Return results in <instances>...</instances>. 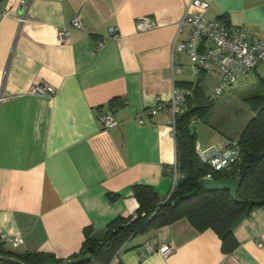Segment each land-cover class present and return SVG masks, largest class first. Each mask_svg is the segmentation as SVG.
I'll list each match as a JSON object with an SVG mask.
<instances>
[{"label":"crops","instance_id":"1","mask_svg":"<svg viewBox=\"0 0 264 264\" xmlns=\"http://www.w3.org/2000/svg\"><path fill=\"white\" fill-rule=\"evenodd\" d=\"M190 2L0 0V12L11 14H0V229L22 240L18 246L0 240L1 250L66 259L80 251L86 228L100 238L113 220L136 214L134 185L150 186L166 200L176 163L172 89L197 82L200 73L173 55L175 43L188 37L177 36V29ZM26 8L30 18L21 25L16 18ZM77 14L83 29L60 43L58 28ZM206 15L245 27L251 40L264 42V0H213ZM142 17L155 28L138 32ZM112 27L117 38L110 36ZM204 75L216 87L217 73ZM37 84L51 85L56 94L31 95ZM236 85L244 97L264 92V66ZM160 102L163 110L150 115ZM103 113L118 125L104 129ZM238 136L214 131L207 141L197 135V145L223 147ZM233 235L238 246L224 254L213 230L199 232L183 218L128 241L110 264H264V208L244 218ZM148 244L173 252L150 253Z\"/></svg>","mask_w":264,"mask_h":264},{"label":"trees","instance_id":"2","mask_svg":"<svg viewBox=\"0 0 264 264\" xmlns=\"http://www.w3.org/2000/svg\"><path fill=\"white\" fill-rule=\"evenodd\" d=\"M203 76L200 72L195 83H176L179 88L191 90L193 95L188 100L189 110L176 119L174 137L179 179L170 200L160 202L152 187L134 185L133 197L139 205L136 214L116 218L107 225L100 238L93 236L91 227L86 228L85 240L78 253L66 259L47 252L17 256L1 250L0 244V264H110L128 241L183 218L199 232L213 230L222 242V252L232 253L238 246L233 235L235 227L254 210L264 208V157L258 158L264 153V92L243 97L242 101L253 116L238 136L241 160L231 170L211 172L197 157V134L192 124L194 118L211 123L215 112L216 99L210 101L202 90ZM208 173L215 179L243 177L237 200L226 190H205L202 180Z\"/></svg>","mask_w":264,"mask_h":264},{"label":"built area","instance_id":"3","mask_svg":"<svg viewBox=\"0 0 264 264\" xmlns=\"http://www.w3.org/2000/svg\"><path fill=\"white\" fill-rule=\"evenodd\" d=\"M213 0H191L186 8L185 14L179 21L177 36L187 34L186 40L175 43L173 55H182L187 59L195 74L203 72L207 75L217 73L218 83L213 89L209 100H215L226 91L232 89L241 79L246 78L255 72L259 66H264V42L250 39L245 27H237L226 24L219 19H209L207 12ZM25 3V2H23ZM5 17L11 14L7 11L0 12ZM30 14L26 8L25 14L16 18L21 25L29 21ZM138 32H148L155 28V24L149 17H142L136 20ZM83 29L82 15L77 14L70 26L58 28L57 37L60 43H66L72 30ZM112 38H117L119 30L112 27L109 30ZM104 46V41L97 42L96 50L100 51ZM176 71L182 72V67L178 66ZM30 94L34 96L55 95L56 90L49 84L34 85ZM191 90L174 86L172 97L169 101V109L172 113V130L175 136L176 119L178 116L189 110L188 100L192 97ZM195 106V105H193ZM163 110L160 102L157 107L149 111L150 115H155ZM104 129L113 128L118 122L111 113H103L98 117ZM199 119H193L195 125ZM196 154L202 165L210 169L211 172H225L241 160V154L237 142L227 141L223 147H211L202 149L196 145ZM169 172L173 177V184L165 200H170L177 189L179 174L175 163ZM205 178L215 179L212 173L206 174ZM0 240L11 242L15 246L22 243L19 238L7 235L0 229ZM150 253L158 252L164 257H168L173 252V247L163 246L158 249L151 244L146 246Z\"/></svg>","mask_w":264,"mask_h":264},{"label":"rangeland","instance_id":"4","mask_svg":"<svg viewBox=\"0 0 264 264\" xmlns=\"http://www.w3.org/2000/svg\"><path fill=\"white\" fill-rule=\"evenodd\" d=\"M188 77L189 79L192 78L190 75ZM252 79L256 78L251 76L249 80ZM215 84L214 78L203 77L201 86L205 95L210 96L212 94ZM235 87V89L233 88L234 92L228 90L215 100V112L211 123L207 124L199 121L194 125L196 134L204 138L205 141L214 131L236 139L253 116L247 105L242 101L244 96L241 95L243 92L238 88V85H235Z\"/></svg>","mask_w":264,"mask_h":264},{"label":"water","instance_id":"5","mask_svg":"<svg viewBox=\"0 0 264 264\" xmlns=\"http://www.w3.org/2000/svg\"><path fill=\"white\" fill-rule=\"evenodd\" d=\"M264 157V153L258 155V158ZM243 180V177H240L237 180H233L230 178H221V179H207L204 178L202 180V185L207 191H220L226 190L230 192L231 197L234 200H237V193L240 187V184ZM194 192L193 194H195ZM192 194V195H193ZM191 195H188L190 197Z\"/></svg>","mask_w":264,"mask_h":264}]
</instances>
